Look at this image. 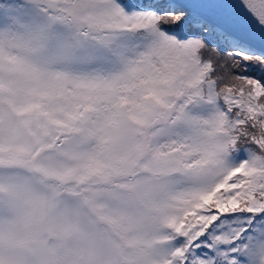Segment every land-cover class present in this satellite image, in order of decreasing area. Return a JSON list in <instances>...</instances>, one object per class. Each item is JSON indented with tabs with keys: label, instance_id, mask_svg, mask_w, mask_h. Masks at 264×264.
<instances>
[{
	"label": "snow or ice",
	"instance_id": "obj_1",
	"mask_svg": "<svg viewBox=\"0 0 264 264\" xmlns=\"http://www.w3.org/2000/svg\"><path fill=\"white\" fill-rule=\"evenodd\" d=\"M0 264H264V0H0Z\"/></svg>",
	"mask_w": 264,
	"mask_h": 264
}]
</instances>
